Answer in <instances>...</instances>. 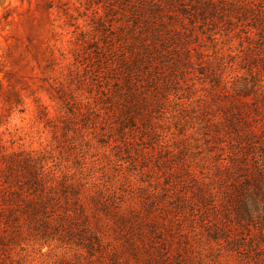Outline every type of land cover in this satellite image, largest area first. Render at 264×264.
<instances>
[{
    "label": "rangeland",
    "instance_id": "rangeland-1",
    "mask_svg": "<svg viewBox=\"0 0 264 264\" xmlns=\"http://www.w3.org/2000/svg\"><path fill=\"white\" fill-rule=\"evenodd\" d=\"M111 1L0 0V159L24 150L62 164L83 195L102 191L128 217L99 212L84 242L24 236L6 253L0 239V264H264V0H195L176 26L189 54L169 101L127 146L114 125L61 123L60 95L106 83L93 42L128 15Z\"/></svg>",
    "mask_w": 264,
    "mask_h": 264
},
{
    "label": "trees",
    "instance_id": "trees-1",
    "mask_svg": "<svg viewBox=\"0 0 264 264\" xmlns=\"http://www.w3.org/2000/svg\"><path fill=\"white\" fill-rule=\"evenodd\" d=\"M187 2L111 1L110 13L122 7L128 15L123 27H114L112 32L109 29L103 35V45L99 40L93 42L96 48L93 70L106 83L97 95H82L76 100L67 93L60 95L59 99L70 100L67 106L71 117L61 122L64 131L76 128L96 131L111 124L118 130L117 141L127 146L130 139L138 136L140 126L149 128L154 114L168 103V91L175 82L179 64L189 54L188 43L176 33L180 19L191 20L197 10L195 0ZM64 169L67 170L62 164L58 166L24 150L13 151L0 159L2 252H12L24 236L45 239L60 234L87 241L97 234L84 232L81 227L91 226V219L101 216L99 212L106 216L116 214L112 218L121 224L128 220L106 202L100 204L98 197H102V191L90 197L83 195L84 184L70 180ZM63 203L67 207L60 209ZM156 232L153 228L152 235ZM84 249L95 250L87 246Z\"/></svg>",
    "mask_w": 264,
    "mask_h": 264
}]
</instances>
